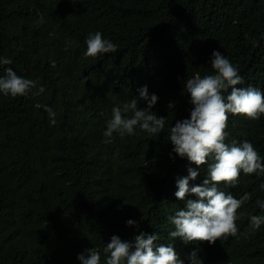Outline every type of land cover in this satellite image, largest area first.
<instances>
[{"label": "trees", "instance_id": "trees-1", "mask_svg": "<svg viewBox=\"0 0 264 264\" xmlns=\"http://www.w3.org/2000/svg\"><path fill=\"white\" fill-rule=\"evenodd\" d=\"M97 31L116 53L85 56ZM214 51L238 66L239 87L264 92V0H0V57L12 60L0 75L10 67L37 84L23 97L0 94V264H80L92 248L106 264L112 236L134 242L140 233L172 243L182 264L193 251L203 264H264V225L250 220L264 215V173L220 185L250 196L236 236L212 245L169 239L168 217L197 199L177 200V180L189 168L199 173L190 187L207 175V165L172 151L170 128L190 118L185 80L214 74ZM143 86L158 97L150 111L167 118L163 131L105 137L112 109ZM227 131L229 143L250 142L264 163V116L229 114Z\"/></svg>", "mask_w": 264, "mask_h": 264}, {"label": "clouds", "instance_id": "clouds-1", "mask_svg": "<svg viewBox=\"0 0 264 264\" xmlns=\"http://www.w3.org/2000/svg\"><path fill=\"white\" fill-rule=\"evenodd\" d=\"M85 42L87 57L116 53L118 49L99 31L90 33ZM11 63L10 58L0 57V65ZM210 64L214 74L203 77L197 74L185 80L184 87L193 105L190 118L176 121L169 133L172 151L176 156L186 158L197 168L207 165V175L202 184L190 187L189 181L195 180L199 174L192 168L188 169L187 177L179 178L176 183L177 200L184 201L187 196L197 198L188 199L183 209H178L168 217L169 223L175 228L169 233V239L179 238L185 244L207 242L212 245L223 237L236 236L239 231L236 223L239 219L238 210L250 196L245 194L237 199L231 192L222 190L220 185L235 187L241 173H264V163L254 146L248 141L237 143L232 140L229 143L227 131L229 114L251 120L264 116V92L251 86L239 87L244 80L238 66L233 65L221 52L212 53ZM34 88H37L36 81L18 76L10 67L0 75V94L4 96L23 97ZM44 91L41 86L37 94ZM138 92L139 96L128 100L122 108L112 109L105 137L111 138L114 132L133 135L137 127L152 135L163 131L167 118L157 117L150 111L158 97L149 95L147 86L138 89ZM140 101L147 102L146 109L138 107ZM42 107L54 124L55 112L47 105ZM106 142L110 143L111 139ZM261 187L264 188V185ZM257 204L264 210V202L257 201ZM250 220L253 229L264 225V215H254ZM127 224L133 225L134 221L129 220ZM159 239L157 234L140 233L135 236L134 242H128L114 235L103 249L107 254L106 264H182L172 243L158 244ZM77 259L80 264H101L100 251L95 248L86 250ZM188 259L190 264H203L196 251Z\"/></svg>", "mask_w": 264, "mask_h": 264}]
</instances>
